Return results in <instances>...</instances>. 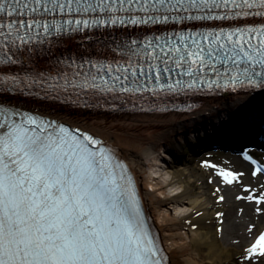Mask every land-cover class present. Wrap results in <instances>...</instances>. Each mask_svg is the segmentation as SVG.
<instances>
[{"label": "snow or ice", "instance_id": "6c2138e0", "mask_svg": "<svg viewBox=\"0 0 264 264\" xmlns=\"http://www.w3.org/2000/svg\"><path fill=\"white\" fill-rule=\"evenodd\" d=\"M97 32L101 53L60 47ZM217 91L264 94V0H0V264H170L117 149L22 99L89 108ZM240 157L246 170L202 162L209 207L233 193L237 215L251 213L234 264H262L264 164Z\"/></svg>", "mask_w": 264, "mask_h": 264}, {"label": "bare ground", "instance_id": "6f19581e", "mask_svg": "<svg viewBox=\"0 0 264 264\" xmlns=\"http://www.w3.org/2000/svg\"><path fill=\"white\" fill-rule=\"evenodd\" d=\"M97 38L99 37L84 47H77L75 43L60 47L77 53L97 51L101 53L104 49L98 44L95 45ZM254 95L237 92L233 96L208 99L192 114L173 113L163 116L109 115L102 111L74 112L59 105L54 108H43L38 107L37 102L25 103L21 100L19 103L21 106H33L53 118L69 123L72 127L89 131L119 150L121 158L130 165L138 180L147 212L157 223V229L168 249L172 264H234L240 249L231 239L235 236L241 241V245L244 244L243 238L247 233L246 227L241 228V225L249 223L251 213L246 209L245 214L237 215V209L242 205L236 204L231 191L222 193L227 199V203L222 207H209L213 205L214 197L211 196V190L215 185H209L207 174L201 169H194V165L184 156L178 158L180 165L172 168L162 182L152 179L154 166L150 164L158 162L156 156L171 145H174L177 153L180 152L182 139L193 133L194 129L210 125L212 121L228 114L234 115L240 106L256 102L257 98ZM229 127L225 125L222 130H231ZM252 131L255 133L257 129ZM223 135L226 136L224 140L226 142L229 139L228 135L225 133ZM205 141L209 143L208 139ZM198 145L201 146L200 143ZM173 191H176V194L170 197L168 194ZM180 205L187 206L191 212L186 214L184 211L185 215L178 216L168 213V207L176 209ZM216 210H223L226 213L223 235L215 232ZM196 211L203 215L196 216ZM180 212L178 209L175 210V214ZM192 224L196 225L195 229L191 227Z\"/></svg>", "mask_w": 264, "mask_h": 264}, {"label": "rangeland", "instance_id": "374dc122", "mask_svg": "<svg viewBox=\"0 0 264 264\" xmlns=\"http://www.w3.org/2000/svg\"><path fill=\"white\" fill-rule=\"evenodd\" d=\"M110 115V114H109ZM189 140L192 139L191 136H188ZM182 147L180 149L179 155L177 154V149H175L174 145H171L169 148H166L162 150L156 157L158 158V162H152L150 165L154 166L152 170V179L155 181L162 182L165 178L168 176V172L174 168L178 167L180 165V161H178V158L181 157V155L184 156V158L190 160L191 164L194 165V169H201L207 174V177L209 178V171L205 168L201 167L202 162L209 161L213 164H216L219 166L216 170L219 171L221 168L223 169H232L235 171H242V167L240 165H235V161L232 160L231 156L225 151H219L216 149H212L206 152H199L200 149L198 148L195 153H192L191 150L188 148V142L187 137L182 139ZM222 150V149H221ZM263 157V156H262ZM238 167V168H237ZM249 181L246 180L245 183H248ZM176 194V191L170 192L168 195L170 197L174 196ZM186 205V204H185ZM180 205L176 207V209L180 211H185L186 214L191 212L187 206ZM175 208L168 207L167 211L172 216H178L179 214H175ZM185 215V214H184ZM241 223V222H240ZM239 223V224H240ZM246 223V222H245ZM241 225V228H245L246 224ZM231 240H238L235 236Z\"/></svg>", "mask_w": 264, "mask_h": 264}, {"label": "water", "instance_id": "95a60500", "mask_svg": "<svg viewBox=\"0 0 264 264\" xmlns=\"http://www.w3.org/2000/svg\"><path fill=\"white\" fill-rule=\"evenodd\" d=\"M261 94H255L254 96H260Z\"/></svg>", "mask_w": 264, "mask_h": 264}]
</instances>
